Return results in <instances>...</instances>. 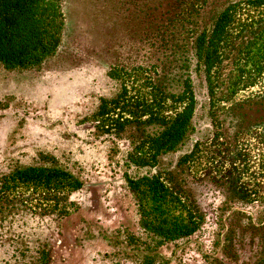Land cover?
<instances>
[{
	"label": "rangeland",
	"instance_id": "374dc122",
	"mask_svg": "<svg viewBox=\"0 0 264 264\" xmlns=\"http://www.w3.org/2000/svg\"><path fill=\"white\" fill-rule=\"evenodd\" d=\"M239 1L65 0L57 55L40 70L0 65V179L57 164L84 182L63 214L0 209V264H264V58L243 39L256 13L241 12L212 81L194 53ZM186 82L197 100L188 140L138 165L182 110ZM143 174L181 196L194 234L157 246L128 183Z\"/></svg>",
	"mask_w": 264,
	"mask_h": 264
},
{
	"label": "trees",
	"instance_id": "16d2710c",
	"mask_svg": "<svg viewBox=\"0 0 264 264\" xmlns=\"http://www.w3.org/2000/svg\"><path fill=\"white\" fill-rule=\"evenodd\" d=\"M64 1L0 0V65L8 70H40L53 59L62 45L66 27ZM244 10L256 15L249 17V34L243 39L247 37L245 42L251 48L259 44L257 53L251 55L253 60L264 58V46L258 37L264 19V0H242L229 4L217 15L211 29L200 33L194 43L195 56L210 81L213 69L226 59L223 52L229 44L235 43L231 31L240 24V15ZM183 99L182 110L168 121L162 119L151 139L150 163L154 161V164L143 161L138 165L156 166L159 156L177 151L188 140L197 103L188 82ZM108 104L106 101L100 111L108 113ZM43 158L50 157L44 155ZM128 183L138 198L141 225L154 236L157 246L189 237L198 230L197 219L191 214H183L186 207L181 196L160 176L143 174L129 178ZM83 187L84 182L57 164L16 168L0 179V209H13L19 205L63 214L66 194ZM33 193L36 198L29 195ZM28 204L32 207H27Z\"/></svg>",
	"mask_w": 264,
	"mask_h": 264
}]
</instances>
